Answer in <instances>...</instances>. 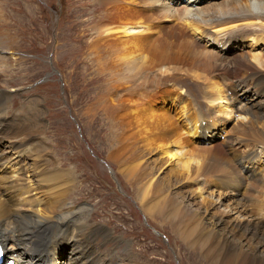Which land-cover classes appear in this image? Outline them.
I'll return each mask as SVG.
<instances>
[{
	"label": "bare ground",
	"instance_id": "1",
	"mask_svg": "<svg viewBox=\"0 0 264 264\" xmlns=\"http://www.w3.org/2000/svg\"><path fill=\"white\" fill-rule=\"evenodd\" d=\"M87 1L86 4L89 5L88 9L91 12L104 10L103 18L93 25L103 41L99 42L92 51H98L102 46H108L112 50L108 65L101 64L102 70L104 68L102 73L111 75L110 79L113 80L108 84L104 82L106 85L104 90L106 89L109 97L114 99L115 96L117 98L119 85L125 89V96L114 103L115 105L120 102L117 109L113 108V113H110L111 110L108 111V119L113 120L114 123H120L117 114L129 109L136 94L128 87L132 86L131 83L144 85L150 82L143 75L145 71L149 72V76L154 77L157 83L160 82L162 87L164 84L176 85L183 89L181 92L175 90L172 92L166 87L165 91L157 93L160 94L161 104L171 105L176 115L163 112V117H160L150 99L148 101V97L149 104H142L143 106L137 104L135 110L125 115L139 134L138 138H132L134 141L131 145L128 142L130 146L127 149L119 153L121 156L131 150L130 154L122 158L119 163L121 167L124 166L121 169L124 171L120 174L126 176L132 187L141 192L138 198L140 208L143 209L144 205L143 212L154 221L157 222L159 217L161 223L171 225L177 238L186 247L188 246L194 255L201 257L200 254H202L203 260L210 264H264V221L260 219L264 213V170L255 169V165L250 167V163L256 162L257 157L261 158L259 148L264 145V71H261V68H264V53L261 49L251 51L250 48L256 46L255 49H258L264 41V0H133L135 5L129 13L119 11V4H123L125 0H119L115 4L110 0ZM85 6L84 4L83 7ZM137 6L147 7L144 8L146 13L136 9ZM2 18L0 16V21ZM164 18H175L180 26L183 24V28L190 29L191 36L182 33L181 37L184 38L178 40V35H169L172 30L169 32L167 30V35L166 29L169 26L166 28L156 26L157 20ZM2 23L0 22V52L2 53L0 62L6 68L5 72H13L14 67L9 66L12 62L9 56L12 54L5 51L13 45L8 32L10 25L7 22L3 25ZM258 23L259 27H257ZM208 26L219 28L220 31L226 30V33L224 32L225 34L221 36L218 34L203 42L202 39L210 30H207ZM174 29V32H177V28ZM187 29H185L186 32ZM154 30L160 33L162 38H171V45H166L164 48L172 49L176 46L183 52L186 51L185 54L192 59L190 60L192 65L187 66L188 62L181 56V58L177 56L171 59L168 56L169 68L161 71V75H167V77L161 78H156L152 70H147L148 67L139 66V59H137L139 48L149 46L155 48L161 46L163 42L162 39L157 41L148 37ZM197 35H200L199 39L194 37ZM246 39L250 40L251 44L250 56L236 54V58L230 59L234 61L235 67L230 69L226 58L232 50L230 45ZM206 46L216 48L218 51L212 49L204 51ZM97 57L99 56L95 55V58ZM4 59L7 61L4 62ZM172 62H177L178 70L175 64H172L173 67L170 66ZM15 63L18 64V61ZM170 68L174 69L173 72ZM201 69L210 74V70L216 69V73H213L214 80H204L201 82L204 84L201 85L183 79L191 80V76L196 79L205 78L200 74ZM93 70L96 73L94 66ZM208 75L206 76L209 77ZM176 76L183 80L178 81ZM200 79L197 82H200ZM179 82L188 88L178 84ZM137 87L138 85L135 88ZM226 91H230V97ZM9 94L10 91L8 93L0 89V240L8 245V257L15 258L18 264H109L111 253L119 254L113 246L115 241L108 239L106 228L89 224L84 216V207L78 209L77 203L75 201L72 203V198L66 194V188L71 192L75 187L73 170H64L51 152L54 167L44 164L49 161L46 159L45 162L43 161L41 149L44 142L42 132L45 130L42 122L45 116L43 101L40 99L28 101L19 115L15 112L9 114L7 112L9 107L5 103V97L10 98ZM163 94L171 98L163 97ZM197 94L199 98L195 96ZM226 98L230 101L227 102L226 107H222L219 101ZM204 100H208L206 102L216 107V112L204 109ZM213 112L226 115L237 112L243 116L244 120L242 119L241 125H238V130L235 131L238 135L237 139L229 138L223 142L215 139L217 136L214 134V127L208 122L202 123L206 117H212ZM175 118L184 122L185 125L177 124ZM217 120L221 126L227 122ZM114 123H111V127H107L111 141H115L112 130L115 127ZM186 134H191L197 140L188 138ZM45 136L48 138L47 135ZM125 140L127 139L121 142L119 138L115 144L119 145ZM155 143L158 144L156 148ZM7 149L14 151L18 157L35 156V164L38 166L36 168L45 165L39 173L44 184L54 185L52 186L54 188L48 192L50 194L53 192L54 209L58 215H62L59 224L63 232L60 237L49 241L47 247H42L41 244L45 232L52 226L50 219L55 215H47V213L53 208L45 209L40 197L33 198L32 192L35 189L28 185L29 183L25 186L24 183L29 176L27 177L25 168L21 166L22 159L15 162V165L19 167L9 176L10 163L14 162L15 158L7 154L9 152ZM155 151L162 153L160 157L153 155L156 154ZM262 153H264L263 150ZM170 160L172 162L175 160L181 166L179 165L180 168L176 171L166 173L164 166ZM185 183L192 185L184 188ZM209 187H213V192H218L219 198H223V203H230L231 206L219 209L218 200L203 196L204 192H208ZM210 196L215 195L212 193ZM199 197H202L201 203L197 202L196 198ZM58 199H62L63 202L65 200L67 206L63 205V202L59 205ZM20 201L23 202L21 203L23 209H20ZM257 203L261 205L260 213L255 211ZM247 207L252 208L251 213L256 216L255 218L246 215ZM204 208L205 210H202ZM214 209H216L215 213ZM231 214L235 217L227 220L226 217ZM97 234L104 237L103 242L98 240ZM243 240L246 244L242 242ZM62 246L66 249L67 261L65 262L60 260ZM124 251L123 259L131 263L134 252L129 249ZM181 252L184 253L183 249Z\"/></svg>",
	"mask_w": 264,
	"mask_h": 264
},
{
	"label": "rangeland",
	"instance_id": "2",
	"mask_svg": "<svg viewBox=\"0 0 264 264\" xmlns=\"http://www.w3.org/2000/svg\"><path fill=\"white\" fill-rule=\"evenodd\" d=\"M113 1L110 0L111 3L115 4L119 0ZM125 1H121L123 4L118 3L120 5L119 11L121 13H129L132 11V7H134V5H132L134 4L133 0ZM129 1H131V4ZM87 2V0H0V16L1 18H4V20L2 18L0 22H3L2 25L5 22L10 25L8 32L11 36V43H13L11 47L9 46L7 49H5V51L10 55L12 54V56H9L12 60V62L9 63V66L14 67L13 72H5L6 68L3 66V63L0 62V89L7 91L8 93L11 90V93L9 94L10 98L9 96L5 97L6 105L11 106L7 112H9V114L11 112H15L17 115H19V112L25 108V105L28 103V101H34L38 99L43 101L42 106L43 110L46 111L47 121L45 120V114L42 121L45 130L42 132L44 142L41 149L43 150V161L45 159L49 161L48 163L44 161V164H49L51 167H54L52 165L54 156V158L58 159V164L63 167L64 170L72 171L75 167V170L72 171L74 180L76 182L73 183L75 184V187L72 188L73 191L71 192H69V189L66 188V194L69 198H72V203H74V201L77 203L76 207L78 209L84 207V216L86 217V221L89 224L93 226L99 225V227L106 228L108 231V239L115 241L113 246L119 251V254L117 255L112 252L109 264H210L206 260H203L202 254H200L201 257L194 255L189 247H186V245H184V243L177 238V235L173 233L171 225L167 223H161V219L159 217L157 218V222L149 218L148 215L143 212V210H145L144 205L142 206L143 209L140 208L138 198L141 192L132 187L133 185L130 183L129 179H126V176L120 174L122 171H124V169L121 171L124 166L121 167L119 163L122 158H125L126 155L130 154L131 150L127 151L121 156H119V153H121L123 149H127L134 141L133 139L138 138L137 136L139 134L138 131L134 129L131 120H129V118L127 119L125 115L130 113L131 110H135V105H146L150 102L152 103V106L155 107L157 110L156 112L160 117H163V112L176 115L177 113L173 112L174 110L171 105L168 103H165V106L161 104L160 94L157 93H160L159 91H165L167 89L166 87H168V90L170 89L169 91L172 92L174 90L181 92L183 89L176 85L166 86L164 84V87H162L163 85L160 82L157 83L158 81H156L154 77L149 76V72L145 71L143 75L150 81L149 84L139 85L138 83H131L132 86L128 87L132 90V92L136 93L131 103L134 105H130L128 110L120 111L117 114V119L120 123H114L113 120L111 121V119H108V111L111 110L110 113H113V110L117 109L116 107L120 102H117L115 105L114 103H116L118 100L120 101L119 98L125 96V89L119 85L118 88L120 89L117 92V98L115 96L114 99H112L113 97H109V94L107 93L108 91L106 89L104 90V82L108 84L111 81L113 82V80L110 79L111 75L102 73L104 68L102 70L101 66L108 65L112 50L108 46H102L98 51H92L93 48L99 44V42L103 41L102 36L97 34L93 25L98 23L99 20L103 18L104 10L100 12H91L88 9L89 5L86 4ZM84 4L86 5L85 7H83ZM117 8H119V6H117ZM136 9L140 10L138 7H136ZM170 20L171 22L168 25H163L161 24L162 20H157L158 25L156 26H164V28L169 26L166 29L167 35L168 32L172 30L169 32V35H178V40L184 38L181 37L184 33L186 36L187 34L188 36H191L189 33L190 29H187V27L183 28V24L180 26L175 18H170ZM172 25L174 28H177V32H181H178V34L177 32H174L175 29ZM259 25L260 24L258 23L257 27H259ZM185 29H187L188 33ZM208 29H210L209 31L210 33L212 32L211 34L213 35L220 33L224 34V32L226 33V31L222 32L218 29L216 30L210 27ZM160 35V33H156L154 30L152 33H150V36L148 35V37L157 41L162 39L163 42L161 43V46L155 48L152 46L139 48V57H137V59H139V66L148 67L149 69L147 70H152V73L156 76V78H161L167 77V75H161V71L165 70V68H169L168 62L173 57L178 56V58H185L188 62L187 66L192 65V59L185 54L186 51L183 52L182 49L176 46L172 47V49L164 48L166 45H171V38H162L163 36ZM74 36L78 38L80 43L72 39ZM194 37L199 39L200 35ZM207 39L209 40L212 38L211 36H208ZM196 41L200 42L199 40ZM263 44L264 41L261 45ZM250 45V40L247 39L243 40L236 46L232 45L235 46V48L232 51H229L228 55H226L228 63L230 64V69L235 67L234 61L230 59L236 58V54H246L245 56H250L251 49V51H260L261 49L264 53V45L262 47H260L261 45L258 46V49H255L257 48L256 46L250 47V49ZM63 46L68 50V56H65L66 50L63 48ZM75 46L84 47V54L80 57L79 55L74 56ZM209 47L210 46L204 47V51H210L211 49L218 51L216 48ZM154 50L157 51L155 52ZM1 54L2 53L0 52V55ZM94 54L99 57L95 58ZM168 56L170 57V59L168 58L169 60H167ZM90 58H92L91 61ZM6 61L7 60L4 59V62ZM16 61H18V64L15 63ZM162 61L166 63H163ZM95 62L96 64H94ZM172 64H175L176 69L178 70L177 62H172L170 66H172ZM93 66L96 68V73H94ZM256 67L258 66L256 65ZM53 69L56 71H53ZM261 69L259 70L264 71V68ZM170 70L173 72L172 70L174 69L170 68ZM202 70L203 69L200 70V74L205 76V78H198L200 79V82H197L198 79L193 76H191V80L188 78L183 79L192 81L193 83L196 82L197 84L201 85L204 84L201 83L204 80H214L213 73H216V69L213 71L210 70L211 74ZM49 73L51 74L48 76V78L44 81H41ZM176 79H178V81L183 80L177 76ZM125 82L127 83V81ZM205 82L207 83V81ZM167 83L171 84L170 82ZM178 84L187 87L183 83L179 82ZM128 85H130V83H128ZM137 85L138 87L135 88ZM144 86L148 88L145 89ZM149 93L150 95H148ZM162 96L171 98L166 94H163ZM173 96H175V94ZM195 96L199 98L198 94ZM147 97L148 101L150 99V102L147 101ZM228 101L230 100L226 98L219 102L221 103L222 107H226ZM210 104L203 101V108L204 106L206 108L208 106V109L210 108L216 112V107H212V104ZM215 114L216 116L218 115L217 117H222L221 119H225L227 121L223 126L220 125L217 119L213 120V122H208L214 127V134L217 136L215 139H218L220 142L226 141L229 138L233 140L237 139L238 135L235 134V131L238 130L237 126L241 125L242 119L244 120V118H242L243 116H240L237 112L231 113V115H226L224 113ZM73 117L77 120L80 126L82 125L81 128L83 131V136L85 135L88 144L83 142V137H81L78 125L73 120ZM214 118L216 117L214 116ZM210 119L212 120L213 118H207L205 121H209ZM175 121L177 124H184V122L179 121L177 118H175ZM111 123L115 124V127L112 129L114 131L113 140L115 141H111V138L108 137L110 133L107 127H111ZM219 130L223 131L219 132ZM230 131L231 133H229ZM144 132L145 131H143V133ZM44 133L48 136V138L44 135ZM129 137L130 139H128ZM187 137L190 139L192 138V140H197L196 138H193L191 134H188ZM119 138L121 142L125 138L127 140L119 145H116L115 143L119 141ZM154 145L155 148L158 146L156 143ZM94 150L97 151L98 154L105 157L109 163L103 159L98 160L101 163L96 161L88 153L89 151L95 154ZM262 150L264 151V145H261V148H259L260 152H262ZM8 151L7 154H10L12 155L11 157L15 158V161L10 163L11 173L13 174L14 169L16 171L19 167V165H15V162L19 159H22L23 163H21V166L23 169L25 168L27 177L29 176L28 180L26 179L24 183L25 186L31 185L35 189L32 192L33 198L40 197L41 204L45 209L53 208V210L47 213V215H55V217L50 219V224L52 226L48 228L47 232H45L43 236L44 239L42 240L41 244L42 247H47L49 241L56 237H60V234L63 232L59 224V220L62 215H58L54 209L55 197L53 198V192L51 194L48 192V190L50 191V189L54 188L52 187L54 185L48 186L44 184V180L41 178V175L39 176V173L45 165L41 168H36L38 166L35 164V156L18 157L14 151ZM50 152L53 154V156L50 154ZM157 152L158 151H155L154 153L156 154L153 155L155 157H160L162 153L160 154V152ZM261 157L263 162H257L255 164L257 169H260V167L264 166V153ZM165 158L168 159L169 157ZM171 162L172 160H170V162L164 166L166 173L171 172L172 170L176 171L181 166L175 160H173L172 163ZM111 166L115 169V172ZM107 168L109 170H113L112 174H114V178L117 181L116 186L110 177ZM188 184L189 183H185L186 186L184 185V188H188L192 185L190 184L189 186ZM118 190L126 197H124ZM213 190V187H209L207 190L208 192H204L203 196L213 197V200H218L217 205L219 209H226L231 206L230 203H223V198L220 199L218 192L215 193ZM212 193L215 196H210ZM196 199L197 202L201 203L202 197ZM68 200L70 201V199ZM57 201L59 205H61V202H63L62 199H58ZM21 203L23 202L20 201V204ZM63 203V205L67 206V204H65V200ZM225 204L227 206H225ZM20 209H23L22 204L20 205ZM202 210H205V208ZM247 210L248 211L246 212V215L248 214V216L251 218L256 217L253 216V213H251L252 208L247 207ZM213 211L215 213L216 209ZM255 211L256 213L261 212L260 203H257ZM234 217L235 216L231 214L226 218L229 220L230 218ZM148 219L153 225L148 221ZM260 219H263L264 221V213ZM145 228H148V231ZM58 229L61 230L59 231ZM97 235L98 240L103 242L104 237L99 234ZM238 237L239 236L237 235V239ZM242 242L246 244V241L243 240ZM126 249L134 252V254L131 256V258L134 260L132 259L131 263H127V261L123 259L125 253L124 250ZM181 249H183L184 253L181 252Z\"/></svg>",
	"mask_w": 264,
	"mask_h": 264
}]
</instances>
